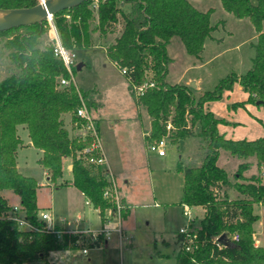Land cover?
I'll list each match as a JSON object with an SVG mask.
<instances>
[{
  "label": "trees",
  "instance_id": "1",
  "mask_svg": "<svg viewBox=\"0 0 264 264\" xmlns=\"http://www.w3.org/2000/svg\"><path fill=\"white\" fill-rule=\"evenodd\" d=\"M40 2L0 0V8H29ZM92 2L53 16L63 44L73 50L77 41L78 47H83L82 43L89 38L84 36L88 35L91 20H97L101 39L113 34L115 26L122 23L119 36L107 50V58L123 72L138 109L146 108L151 118V134L145 139H151L152 143L162 139L168 134L167 124L171 121L170 138L200 137L207 144L202 165L183 171L182 205L205 210L199 227L194 229V223L191 225L197 248L186 252L182 245L185 236L178 234L180 249L175 264H264V247L256 246L254 240V225L259 220L255 205H264V183L257 176L244 177L249 163H240L234 175L236 180L248 183H233L229 173L218 165L223 150L239 159L256 157L264 167V137L253 141L227 138L219 130L227 122L207 110L209 104L231 92L235 84L248 94L235 108L245 109L246 105L261 101L257 106L264 110V0H221L225 11L253 24L258 34L257 43L252 44L255 57L244 76L232 73L199 99L190 86L166 82L172 61L167 46L177 37L188 54L202 60L205 42L213 38L219 25H225L224 21L211 24L212 10L202 12L189 0H98L94 14L89 6ZM48 26L46 20L22 27L27 30L22 34L16 33L21 28L0 32V36L8 38L6 46L13 62L12 73L0 81V264H53L48 261L50 254L71 249L78 239L60 226L55 232L48 231L40 219V186L34 177L23 175L17 165L18 151L24 145L19 127L28 130L33 146L42 151L38 164L48 173L51 184L63 178V160L72 158V184L99 209L100 216L116 209L111 200L104 198V191L111 186L107 171L87 164L77 155L89 146L90 140L71 136L65 126L66 114H72L74 122L84 124L77 110L80 95L88 97L73 83L60 85L61 78L71 76L64 63L55 57L52 46L41 48L40 39ZM148 72L153 75L155 87L137 96L134 87L147 80ZM87 103L90 109L97 106L93 101ZM261 122L264 125V120ZM197 125L201 128L195 133ZM228 189H236L240 197L229 198ZM6 190L20 197L24 218L33 229L21 230L16 220L10 218L13 208L2 195ZM235 232L240 234L238 242L217 247V237L223 234L230 237Z\"/></svg>",
  "mask_w": 264,
  "mask_h": 264
},
{
  "label": "rangeland",
  "instance_id": "2",
  "mask_svg": "<svg viewBox=\"0 0 264 264\" xmlns=\"http://www.w3.org/2000/svg\"><path fill=\"white\" fill-rule=\"evenodd\" d=\"M189 1L202 12L212 10L213 26L223 21L225 24L219 25V29L213 33L214 37L205 42L202 60L188 54L179 38L176 37L169 43L167 52L175 57V62L170 63L166 82L174 85L182 80L186 82L191 79L196 83L197 79H201L202 92L192 88L195 98L199 99L204 93L215 90L221 80L232 73L244 76L252 68L255 57L252 44L257 43L258 37L251 21L247 18H236L225 11L221 0ZM98 4V0H94L89 5L94 14H97ZM54 20L53 18L55 24ZM97 24V20H91L88 35L84 36L89 38L82 43L83 47H78L80 43L77 41L73 47L78 64H83L81 70L75 68L73 79L77 87L87 94L88 98L84 99L86 103L93 101L95 105L100 106L91 108V113L99 123L103 152L115 175L119 195L125 201L123 204L127 207V211H122L124 237L121 239L114 232L108 241V246L91 250L89 256L92 258V264H175L180 249L177 236L180 230L188 228L189 224L188 218L184 216V205L181 203L184 196L183 171L186 168L202 165L207 144L200 137L180 140L170 138L168 133L165 136L166 156L160 157L156 152L148 149L152 141L145 139L144 133L150 132L152 125L146 108L136 107L132 90L123 72L107 59V50L119 36L123 24L115 26V32L108 34L105 39L100 38ZM46 31L40 39L41 48L52 46L54 36H52L51 24L46 27ZM25 32L27 30L21 28L16 33ZM7 41L6 36H0V81L9 76L13 70L10 51L6 46ZM246 98L247 94L240 89V85L235 84L233 90L226 92L221 100L209 104L207 110L213 112L216 118L236 123L228 128H225L227 124H221L220 132L226 133L220 134L241 141L243 139L253 141L264 137V125L261 122L262 119L264 120L263 108L255 104H248L245 109L240 106L234 107ZM64 122L71 136L85 134L81 125L74 122L72 114L66 115ZM200 128L197 125L194 132L198 133ZM20 134L22 138L27 139V131L20 130ZM37 158L36 150L26 149L20 157V168L28 176L34 177L40 186L38 189L40 213L51 211L56 215L54 225L61 224L59 218L74 221L79 212L85 220L82 226L86 230L117 228L118 220L115 215H110L112 225H108L104 220L105 217H109L112 210H107L100 216L99 211L85 204L84 198L75 189L51 185L43 169L38 165ZM250 160L241 162L250 165L244 172V177L250 179L257 176L264 183V174H262L264 167L259 165L256 157ZM68 162H70L69 158L65 160L64 175L58 183L72 178L71 172L67 169ZM218 162V165L229 173L233 183H248L246 180L234 178L239 171L237 157L222 150ZM257 163L261 168L260 174ZM228 194L231 199L240 197L236 189H228ZM4 195L10 204L18 203V195L12 191L6 190ZM256 210L260 216L256 229L264 238V210L261 211L257 207ZM191 212L194 215L193 228L197 229L205 213L202 208L197 207H192ZM125 213H127L126 217ZM87 243L85 242V245ZM71 249L64 251L69 252ZM71 255H73V258H70L72 261L81 258V255L75 252ZM81 263L89 264L88 256H84Z\"/></svg>",
  "mask_w": 264,
  "mask_h": 264
},
{
  "label": "built area",
  "instance_id": "3",
  "mask_svg": "<svg viewBox=\"0 0 264 264\" xmlns=\"http://www.w3.org/2000/svg\"><path fill=\"white\" fill-rule=\"evenodd\" d=\"M49 20V25L51 24V28L53 29L52 36H54L52 37L53 53H55L54 55L57 59L61 60L64 63L67 71H69V75L71 76V79L61 78L60 85L69 86L71 83H73L77 87L73 79L74 70L78 66L76 58L77 54H75L74 49L72 50L63 44L58 30L53 23V17H51ZM148 73L149 74L147 76V80L144 81V83L134 87L137 96H143L148 89L155 87V82L152 81L153 75L150 72ZM77 89L79 88L77 87ZM80 98L81 105L77 110V116L83 121L82 123L84 124L81 125V128L85 131V134L80 137H82L83 139H89L90 144L86 149L79 152L77 155L87 164L101 167L104 169V171H107L106 176L110 181L111 186L106 188V190L104 191V198L111 200L115 204L116 209L115 211L112 210V213L109 214V217H105L106 219L104 218V220H106V223L108 225H112L113 221L110 215L113 214L115 215L116 220H118V225L116 226L117 228H115V230L101 228L100 230H86L83 228V226H81L84 222L82 215H79L74 221H68L66 219L59 218L61 224L54 225V221L56 220V218L49 212L41 213L40 219H42L46 223V229L48 231L55 232L57 227L60 226L67 233L75 236L77 235L78 239L76 241V244H74L75 250H80L81 255H88L91 249L102 248L104 245H106V242L111 239L113 232H117L121 239L124 237L122 229V211L125 210L126 206L125 204H123V200L120 198L115 175L111 172L108 166V160L105 153L103 152L102 144L100 141V132L98 128L99 123H97V120H95V118L92 116L91 109L88 107L84 98L81 95ZM172 128V123L171 121H169L167 124L168 133H170ZM165 139L166 137L164 136L162 139L150 143L148 149L151 152H156L160 157L166 156L167 153L165 150V145L167 143H165ZM86 205L93 206L88 199L86 201ZM22 208L23 207L21 206L14 207L9 214L10 218L16 220L21 230L33 229V226L25 220ZM191 208L192 207L190 206L184 205V216L188 218L189 224L188 228H183L179 233L185 236V241L182 242V245L184 246L183 249L186 252H192L195 250V248H197V244L194 245V239L192 238L191 234L193 232V229H191V225L194 221V215L191 212ZM47 222H49V224ZM219 238L220 237H217L215 239V243L218 248H222L223 244L219 243ZM228 239L230 242H238L240 240V234L238 232H235L230 237H228ZM85 242H88L87 245H85Z\"/></svg>",
  "mask_w": 264,
  "mask_h": 264
},
{
  "label": "crops",
  "instance_id": "4",
  "mask_svg": "<svg viewBox=\"0 0 264 264\" xmlns=\"http://www.w3.org/2000/svg\"><path fill=\"white\" fill-rule=\"evenodd\" d=\"M190 2V1H189ZM263 27H264V25H263ZM214 37V36H213ZM257 37H258V34H257ZM174 39V38H173ZM172 39V40H173ZM216 39V38H215ZM115 40V39H114ZM216 40H219V39H216ZM112 42H114V41H112ZM170 45V44H169ZM168 45V46H169ZM168 46H167V50H168ZM169 52V51H168ZM168 55H169V53H168ZM170 57H171V63H173V62H175V57L173 56H171V55H169ZM108 59V58H107ZM200 60V59H199ZM115 65V64H114ZM252 66H253V62H252ZM238 75H242V74H238ZM192 81H191V79H189L188 81H186V82H183V80L181 81V82H179V83H177V84H180V85H187V86H189L190 85V83H191ZM201 84H202V80L201 79H197L196 80V85H197V90L198 91H200V92H202V90L200 89L201 88ZM172 85V84H171ZM240 89H242V87L240 86ZM243 90V89H242ZM248 95V94H247ZM247 99V98H246ZM245 99V100H246ZM244 100V101H245ZM136 105V104H135ZM98 107H100V106H98ZM97 107V108H98ZM137 107V106H136ZM66 115H68V114H66ZM65 115V116H66ZM65 116H64V121H65ZM150 118V117H149ZM263 120V119H262ZM150 123H151V118H150ZM227 125H226V127L225 128H228V127H233V125H235L236 123H231V122H227L226 123ZM66 125V124H65ZM220 127V126H219ZM67 128V127H66ZM78 129H80V128H78ZM220 129H221V127H220ZM20 130L22 131H27L28 132V130L25 128V127H19V129H18V133L20 134ZM151 130H152V127L150 128V132H146V133H144V138H146L147 136H149L150 135V133H151ZM220 133H226V132H220ZM20 136H21V134H20ZM73 137H78V136H73ZM26 138L27 139H24V138H22V136H21V139L23 140V143H24V145H23V147L22 148H20L19 149V151H18V156H17V165H18V169H19V171L23 174V175H25V176H28L27 174H25L22 170H21V168H20V161H21V159H20V157L22 156V154H23V152L26 150V149H28V148H33L34 150H36V154H37V163H38V160H39V158L40 157H42V151L41 150H38V149H36L34 146H33V144H32V142H31V138L29 137V132H28V135H26ZM26 140H28L27 142H26ZM66 159H68V158H65L64 160H63V170H64V167H65V160ZM250 159H252V158H250ZM250 159H239L238 158V165H240V163L241 162H243V160H244V162H247L248 160H250ZM69 160H70V162H68V165H67V169H68V171H70L71 172V174H72V167H73V165H72V158H69ZM251 161V160H250ZM253 162V161H252ZM39 165V164H38ZM40 166V165H39ZM108 166H109V168H110V170H111V172H112V168H111V166L108 164ZM41 167V166H40ZM42 168V167H41ZM257 168H258V173L260 174V172H261V168L258 166V163H257ZM43 169V168H42ZM263 170V169H262ZM43 172L45 173V175L46 176H48L47 174L48 173H46L45 171H44V169H43ZM113 173V172H112ZM262 174H264V172H262ZM72 181H73V174H72V178H71V180H63L61 183H57V184H53V185H55L56 187H60V186H64V187H66V188H68V189H70V190H73V189H75L76 191H78V193H79V195L82 197V198H84V200H85V204H86V201H87V198L85 197V194H83V193H81L73 184H72ZM49 182V181H48ZM62 183H66V185H63ZM51 184V183H50ZM62 184V185H61ZM52 185V184H51ZM230 194V193H229ZM2 195H3V197L7 200V202H8V204L10 205V206H12V208H14V207H20L21 206V199H20V197L18 196V203L17 204H15V205H12V204H10L9 203V201H8V199L5 197V195H4V191L2 192ZM230 196V195H229ZM231 198V197H230ZM236 198H238V196L236 197ZM232 199H234V197H232ZM123 200V199H122ZM123 202L125 203V201L123 200ZM20 205V206H19ZM38 207H39V209L41 208L40 206H39V200H38ZM90 207L92 208V206L90 205ZM256 207L257 208H260L261 209V211L262 210H264V205H262V204H257V205H255V214L256 215H258L257 213H258V211L256 210ZM54 207H52V209H53ZM197 208H201V207H197ZM203 209V208H202ZM96 211H98V209H96ZM203 211H204V213H205V210L203 209ZM45 212H49V213H51L53 216H55L56 217V215H54L51 211H45ZM41 214V213H40ZM79 215H81L79 212L77 213V217L79 216ZM204 216H205V214H204ZM259 216V215H258ZM76 217V218H77ZM75 218V219H76ZM61 219V218H60ZM64 219V218H63ZM259 220H260V216H259ZM259 220L255 223V225H254V230H255V233H254V240H255V245L256 246H260V247H264V238H263V234L261 233V232H257V229H256V225H257V223L259 222ZM84 222H85V220H84ZM84 225V224H83ZM82 226V225H81ZM122 229H123V227H122ZM114 233V232H113ZM115 233H117V232H115ZM118 234V233H117ZM123 234L125 235V232H124V229H123ZM119 235V234H118ZM109 244H108V241L106 242V246H108ZM96 250V248H93V249H91V250ZM90 250V251H91ZM75 252V254H79V255H81V252H80V250H70L69 252L68 251H57V252H52L51 254H50V256H49V259H48V261L50 262V263H53V264H82L81 262L83 261V259H84V256H88V261H89V264H92V258L89 256L90 255V252H89V254L88 255H81V258L80 259H73V261L71 260L73 257V255H71V254H73ZM179 252V251H178ZM178 254V253H177ZM72 257V258H71ZM71 258V259H70ZM31 264H36V263H31ZM44 264V263H43Z\"/></svg>",
  "mask_w": 264,
  "mask_h": 264
},
{
  "label": "water",
  "instance_id": "5",
  "mask_svg": "<svg viewBox=\"0 0 264 264\" xmlns=\"http://www.w3.org/2000/svg\"><path fill=\"white\" fill-rule=\"evenodd\" d=\"M92 0H45L33 7L21 8V9H1L0 8V32H5L11 29L27 27L36 24H42L44 21L50 19L57 13L70 10L82 5L85 2ZM83 64L80 63L77 66L78 70H81ZM191 88H197L195 82L190 84ZM261 104V101L257 102V105ZM184 144V143H182ZM92 208H94L92 206ZM219 243L223 245H229L230 241L226 234H223L219 238Z\"/></svg>",
  "mask_w": 264,
  "mask_h": 264
},
{
  "label": "clouds",
  "instance_id": "6",
  "mask_svg": "<svg viewBox=\"0 0 264 264\" xmlns=\"http://www.w3.org/2000/svg\"><path fill=\"white\" fill-rule=\"evenodd\" d=\"M45 2V0H41V3L43 4ZM51 18V17H50ZM67 59V58H66Z\"/></svg>",
  "mask_w": 264,
  "mask_h": 264
},
{
  "label": "bare ground",
  "instance_id": "7",
  "mask_svg": "<svg viewBox=\"0 0 264 264\" xmlns=\"http://www.w3.org/2000/svg\"><path fill=\"white\" fill-rule=\"evenodd\" d=\"M0 18H1V15H0Z\"/></svg>",
  "mask_w": 264,
  "mask_h": 264
}]
</instances>
